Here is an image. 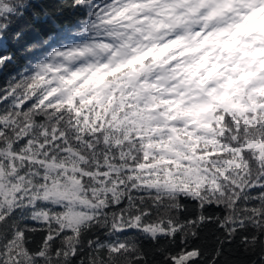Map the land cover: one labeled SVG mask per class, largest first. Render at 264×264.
Listing matches in <instances>:
<instances>
[{
  "label": "snow or ice",
  "instance_id": "obj_1",
  "mask_svg": "<svg viewBox=\"0 0 264 264\" xmlns=\"http://www.w3.org/2000/svg\"><path fill=\"white\" fill-rule=\"evenodd\" d=\"M253 4L105 0L100 38L56 53L92 62L0 89V264H264V77L178 59Z\"/></svg>",
  "mask_w": 264,
  "mask_h": 264
},
{
  "label": "trees",
  "instance_id": "obj_2",
  "mask_svg": "<svg viewBox=\"0 0 264 264\" xmlns=\"http://www.w3.org/2000/svg\"><path fill=\"white\" fill-rule=\"evenodd\" d=\"M5 3L11 8L2 16L0 89L33 76V67L38 59L45 57L48 49L55 48L69 30L74 31L81 21L90 14L93 16V7L101 6L105 0H0V6ZM261 22H264V16ZM160 244L169 250H177L166 241ZM157 246L151 241H143L150 257L159 262L162 256L153 252ZM226 256L231 261H244L245 264L256 259L255 255L244 253L238 245L231 246Z\"/></svg>",
  "mask_w": 264,
  "mask_h": 264
},
{
  "label": "rangeland",
  "instance_id": "obj_3",
  "mask_svg": "<svg viewBox=\"0 0 264 264\" xmlns=\"http://www.w3.org/2000/svg\"><path fill=\"white\" fill-rule=\"evenodd\" d=\"M94 6V14H90L87 18L81 21L79 28L74 31H68L66 36L60 38L59 42L56 44L55 48H50L44 55L45 57H40L38 62L33 67L32 74H35L38 70L39 65L45 63H65L68 67L75 70L80 67L87 66L88 63L92 62L95 57L86 54L84 56L75 57L71 61H66L63 57L57 56V52H64L71 49L83 48L85 45H90L94 40L99 39L96 30L92 27V23L96 18L95 13L103 6ZM10 5L5 3L0 6V33L3 27L2 16L5 15L10 10ZM261 20L264 16V9H261ZM232 13L229 12L228 16H231ZM212 29L204 28L202 31L200 24H194L191 28L190 34L186 35L185 39L181 41L180 51L183 52V56H178V59L187 61L188 63H199L203 64L206 67L220 66L218 71L223 72L225 69L229 73L235 72L233 79L236 77H244L253 81L249 87H253L259 77H264V56L254 57L251 60L246 62L242 58H236L235 62L232 61L230 55H225L229 53L230 49L221 46V42L216 39H211L213 35H208ZM196 33H201L197 36ZM175 38V37H173ZM51 40V39H49ZM49 41H46V43ZM54 43V42H53ZM0 45L2 41L0 39ZM47 45V44H46ZM45 45V47H46ZM48 46V45H47ZM207 49V51H205ZM218 49V52H217ZM201 54L199 58L195 61L190 60V57H193L197 54ZM247 97V96H245Z\"/></svg>",
  "mask_w": 264,
  "mask_h": 264
},
{
  "label": "clouds",
  "instance_id": "obj_4",
  "mask_svg": "<svg viewBox=\"0 0 264 264\" xmlns=\"http://www.w3.org/2000/svg\"><path fill=\"white\" fill-rule=\"evenodd\" d=\"M259 8V4L241 5L240 11L243 15L229 16L228 20L217 21L213 25L216 32L211 39L219 40L221 46L230 49V52L225 55H230L233 62L236 58H242L246 62L254 57L264 56V22L259 19L262 12L261 9L251 11ZM249 11H251V15H248ZM200 55L198 53L189 59L195 61ZM253 98L257 103L264 101V97L255 94ZM243 102L249 103L250 101L245 97Z\"/></svg>",
  "mask_w": 264,
  "mask_h": 264
}]
</instances>
